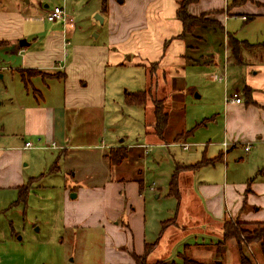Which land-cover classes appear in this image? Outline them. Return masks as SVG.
Listing matches in <instances>:
<instances>
[{
	"label": "rangeland",
	"instance_id": "1",
	"mask_svg": "<svg viewBox=\"0 0 264 264\" xmlns=\"http://www.w3.org/2000/svg\"><path fill=\"white\" fill-rule=\"evenodd\" d=\"M2 1L13 5L16 0ZM101 2L102 0H20V5L36 19L38 32L49 26L47 21L41 19L47 10L44 6L47 5L49 9L55 5L64 6L76 25V37H82L81 40L93 38L95 41V36L99 35L97 42L100 43L106 40L108 24L107 19L104 24L96 19L97 16L102 19L104 17ZM240 7L243 10H238L235 14L238 16L225 21V31L236 39L251 44L262 42L264 17L256 15L264 11V0H230L222 12L228 16L233 15L230 12ZM239 16L248 22L244 23ZM197 31V35L188 40L191 49L187 50L184 45L185 64L178 68L177 74H172L170 66L162 70L155 65L130 66L107 74L112 80L107 86L111 91V100L106 106V131L101 134L98 142L102 140L105 145L113 140L132 145L135 142H146L142 128L144 123L152 119L151 111L148 110L149 113L143 118V107L125 106L122 99L125 91L148 89L146 105L150 109L156 100L163 103L164 112L172 117L171 126L164 132L167 141L172 140L176 132H191L181 141L189 144L187 151L180 145L170 148L154 146L152 152L144 155L140 149L128 148V157L119 167L122 174H116L117 179L123 178L130 183L142 180L145 185V222L142 231L146 242L152 243L157 238L161 229L159 221L174 219L173 224L166 226L165 232L163 230L164 240L161 239L159 247L142 264H184L183 257L197 264H238L234 242L228 241L220 248V253H217L221 226L212 222L208 214H203L201 198L195 191L198 181L210 183L219 180L223 172L222 164L215 163L195 174L181 175L179 209L177 200L166 195L171 174L177 165L183 164L187 159L193 160L192 154H199L200 160L203 154L209 158L218 152L220 145L217 140L222 137L219 94L222 93L224 84L226 96L238 91L241 88L238 77L243 75L242 71L247 66L262 63V52L243 50V63L234 64L228 47L229 40L224 35L215 36L210 30ZM129 54L133 62V57ZM215 60V64L220 66L218 69L221 68L222 72L225 70V80L222 77L224 73L219 75L216 66L211 64ZM5 85L7 80L0 79V100H4ZM57 88L60 90V86ZM7 105L4 100L0 115H4ZM212 115L218 124L208 121ZM171 130L174 131L170 134ZM249 146L252 148L253 145ZM103 152L104 149H82L57 158L59 153L51 151L50 157L43 154L38 158L31 171L36 181L23 194H19V191L0 190V264H111L114 261L106 251L111 240L106 229L110 227L95 225L103 216L107 223L112 224V213L117 208L118 199H121L122 204L125 200L122 201L123 193L119 196L117 193L114 195L112 192L99 191L115 179V173L113 170L109 171L107 162L102 158ZM237 152L243 162L231 160L227 170L228 182L232 178H246L247 174L250 177L248 181L253 183L260 178L264 164L255 172L254 162L246 164L247 152L243 153L239 148ZM187 155L191 157L185 158ZM30 170L31 168L28 171ZM72 194H75L74 198L71 197ZM157 195L160 197L156 198ZM253 201L257 204L255 199ZM262 201V209L256 213L259 214L260 221H264V198ZM257 206L253 207L256 209ZM137 210L143 213L139 204ZM75 221L84 225L79 229L72 225ZM254 244L247 247L246 253L251 257L253 252L256 258L251 257L254 264H264V244L263 247L258 246L259 249Z\"/></svg>",
	"mask_w": 264,
	"mask_h": 264
},
{
	"label": "crops",
	"instance_id": "2",
	"mask_svg": "<svg viewBox=\"0 0 264 264\" xmlns=\"http://www.w3.org/2000/svg\"><path fill=\"white\" fill-rule=\"evenodd\" d=\"M229 3L230 0H198L188 6V12L200 16L224 11ZM106 6L105 12L101 6L104 16L101 24L106 19L108 23L106 40L98 43L99 35L95 36V41L93 38L81 40L82 37H76V25L70 28L60 22L47 21V5L44 6L47 10L41 19L47 21L49 26L38 32L36 19L29 11L23 10L20 0H16L13 5L4 4L0 0V79L7 80L3 91L4 100L8 104L4 115H0V190L16 192L21 188H30L36 181L31 171L43 154L50 157L49 152L55 151L59 153V158L67 156L70 151L104 149L102 158L107 162L109 171L115 173V179L99 191L112 192L114 195L117 193L119 196L123 193L122 201L124 199L125 202L122 204L121 199H118L117 208L112 213V224L107 223L103 216L95 226L110 227L106 229L111 239L106 251L110 259H114L111 264H136L133 255L144 257L145 263L159 247L161 239L164 240V228L173 224L174 219L159 221L161 229L157 238L152 243L146 242L142 231L145 222V185L142 180L130 183L123 178L117 179L116 174H122L119 167L123 162L117 166L111 165L104 157L110 149L116 147H125L128 154V148L140 149L141 154L147 155L154 146L170 148L180 145L186 151L190 146L182 140L176 142L163 139L165 136L159 138L154 133L153 106L150 109L148 105L142 111L143 118L149 113L148 110L152 115V119L144 123L142 128L146 142H135L133 145L121 144L118 140L106 145L102 140L98 142L101 134L106 131V106L111 100V91L107 86L112 80L107 74L130 66L148 65H155L158 69L170 66L172 74H177L178 68L185 64V44L176 38L181 33V23L176 18L177 0H106ZM238 10L243 9L235 8L230 12L233 15L228 16L222 12L214 17L224 26L230 17L238 16L235 15ZM257 14L258 17H264V11ZM240 18L244 23L248 22ZM21 39L26 42L23 46L19 45ZM216 60L211 64L216 66L220 75L225 70L222 72L221 68L218 69L220 66L215 64ZM245 70L237 80L241 88L234 91L242 100L240 104L226 103L225 84L219 94L222 137L217 140L220 145L218 152L209 158L203 154L200 160L199 154H192L193 160L187 159L174 169L172 174L179 169L174 189H170L169 183L167 188L166 196L175 198L179 209L181 175L195 174L215 163L222 164L223 172L219 180L210 183L198 181L195 190L201 198L203 214H208L212 222L219 223L221 233L227 221L261 220L256 213L262 209L264 169L260 178L253 183L248 181L250 177L247 174L246 178H232L230 182L227 178L231 160L243 162L238 155V148L244 153L246 145H253L252 148L249 146L245 154L248 159L246 164L254 162L255 172L264 164V63L251 64ZM222 77L225 80V73ZM57 86H60V90ZM123 96V104L131 108L133 105H126ZM4 100H0V107ZM208 121L218 124L214 115ZM27 142L33 147L24 148ZM224 142L227 143L226 147L223 146ZM52 144L55 148H52ZM184 145H188V148L184 149ZM241 171L245 172V169L241 168ZM254 199L257 204H254ZM138 204L142 206L143 213L137 210ZM72 225L80 229L84 223L75 221ZM254 245L257 248L259 246L258 243ZM146 246L150 249L145 254ZM251 254L255 258L253 252Z\"/></svg>",
	"mask_w": 264,
	"mask_h": 264
},
{
	"label": "trees",
	"instance_id": "3",
	"mask_svg": "<svg viewBox=\"0 0 264 264\" xmlns=\"http://www.w3.org/2000/svg\"><path fill=\"white\" fill-rule=\"evenodd\" d=\"M238 0H233L236 2ZM198 2V0H177L176 18L181 23V33L177 35V39L185 41L186 49H191L188 44L190 37L197 35V30H210L216 36V34L222 37L223 35L227 38L228 47L230 50V56L234 63L242 64L243 60L241 52L244 50H260L262 52V59L264 63V40L260 43L251 44L244 40L236 39L232 34H229L224 30L222 23L214 16L222 13V11H215L212 13L203 14L200 16H193L188 12V6ZM102 10H107L106 0L101 2ZM245 20V19H244ZM246 22V21H245ZM198 37V36H197ZM202 38L203 37H199ZM204 41V40H203ZM206 45V44H205ZM197 50V49H196ZM185 56V55H184ZM195 61V60H193ZM148 90L136 91V92H125L124 103L126 105H134L144 107L146 105V99L148 97ZM153 117H154V133L161 138L164 136L165 129L170 127L172 124V117L163 110V103L160 100H156L153 105ZM170 132V131H169ZM171 133V132H170ZM191 132L180 131L178 134L172 137L173 141L179 142L189 136ZM165 139V138H163ZM128 157V150L125 147H116L110 149L106 155L107 161L111 165H119ZM200 164H203L200 163ZM179 169L172 174L169 186L173 190L176 184V178ZM26 191L25 188L19 190V194H23ZM228 241L234 242L236 245V253L238 257V264H254L251 257L246 253V249L250 244L258 243L259 246L263 247L264 244V222H248L241 220L227 221L222 226L221 239L218 242L217 253H220V248ZM150 248L146 246L145 254ZM133 260L136 264L144 263V257L133 255ZM184 264H197L194 261H190L183 257ZM256 263V262H255Z\"/></svg>",
	"mask_w": 264,
	"mask_h": 264
},
{
	"label": "built area",
	"instance_id": "4",
	"mask_svg": "<svg viewBox=\"0 0 264 264\" xmlns=\"http://www.w3.org/2000/svg\"><path fill=\"white\" fill-rule=\"evenodd\" d=\"M45 19L49 22H60L64 27L68 26L72 28L75 26L73 19L67 14L63 6H53L52 8L48 9L45 14ZM225 101L226 103H232V104H240L242 102L240 96L236 92H233L230 96H227L225 98ZM51 146L52 148H55L53 144ZM223 146L226 147L227 143L224 142ZM32 147H33L32 144L29 142L24 144V148H32ZM183 148L187 149L188 145H184ZM244 150L248 152L249 145H246L244 147Z\"/></svg>",
	"mask_w": 264,
	"mask_h": 264
},
{
	"label": "water",
	"instance_id": "5",
	"mask_svg": "<svg viewBox=\"0 0 264 264\" xmlns=\"http://www.w3.org/2000/svg\"><path fill=\"white\" fill-rule=\"evenodd\" d=\"M96 19H98V20L100 21V23L102 22V18H101V17L97 16ZM25 44H26V42H25L24 39H21V40L19 41V45H20V46H23V45H25ZM71 197L74 198V197H75V194H72Z\"/></svg>",
	"mask_w": 264,
	"mask_h": 264
}]
</instances>
